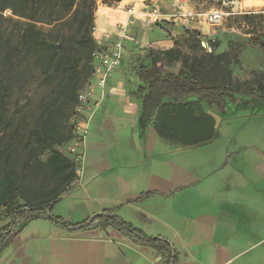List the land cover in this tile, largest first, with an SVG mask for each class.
Returning <instances> with one entry per match:
<instances>
[{
  "label": "crops",
  "instance_id": "0c3cea01",
  "mask_svg": "<svg viewBox=\"0 0 264 264\" xmlns=\"http://www.w3.org/2000/svg\"><path fill=\"white\" fill-rule=\"evenodd\" d=\"M143 1L118 2L134 4L128 11L98 3L104 15L95 18L94 38L102 48L121 41L124 60L104 89L92 87L102 103L89 123L82 175L51 215L74 224L113 210L145 235L169 241L178 252L175 264H264V109L207 102L205 111L215 121L213 136L194 144L169 140L141 117L135 95L141 81L130 72L132 53L172 48L190 37L185 28L198 30L202 43L222 40L216 52L232 50L238 33L234 25L227 28L233 33H220L203 21L185 27L171 19L169 9L161 10L151 33H129L132 13L136 23L147 24ZM232 4L228 14L264 12L236 11L239 5L262 9L264 0ZM257 52L242 47L238 60L246 62L248 53L251 61L264 60ZM180 66L176 61L168 68L177 72ZM58 149L67 156L65 146ZM149 249L105 230L70 232L44 218L13 238L0 264H163V257Z\"/></svg>",
  "mask_w": 264,
  "mask_h": 264
},
{
  "label": "trees",
  "instance_id": "16d2710c",
  "mask_svg": "<svg viewBox=\"0 0 264 264\" xmlns=\"http://www.w3.org/2000/svg\"><path fill=\"white\" fill-rule=\"evenodd\" d=\"M99 1L112 6L122 0H0V207L7 206L12 217L0 230V255L30 221L48 218L74 233L112 228L133 243L154 249L163 264H175L178 252L169 241L145 235L113 210L74 224L51 215L76 178L73 162L58 147L72 138L65 111L72 109L79 89L93 75L92 52L100 48L93 35ZM6 10L26 19L17 39L4 31V22H14L12 16L3 15ZM36 22L53 27L43 31ZM186 32L189 51L181 41L164 50L143 48L132 53L130 72L141 81L135 91L141 100V117L153 121L161 137L194 144L214 134V118L205 111L207 102L227 100L238 108L264 109V77L234 79L232 57L238 60L242 48L238 39L232 50L222 52H216L219 43L209 41L211 51H207L199 31ZM251 38L264 55V31ZM30 57H35L43 78L54 87L41 102L31 129L13 130L7 137L8 97L18 66ZM176 61L181 64L177 72L168 68ZM46 152L44 160L41 156Z\"/></svg>",
  "mask_w": 264,
  "mask_h": 264
},
{
  "label": "rangeland",
  "instance_id": "374dc122",
  "mask_svg": "<svg viewBox=\"0 0 264 264\" xmlns=\"http://www.w3.org/2000/svg\"><path fill=\"white\" fill-rule=\"evenodd\" d=\"M150 0H144L143 3L146 4ZM159 8L160 12L163 9H169L171 10V19H173V14L177 11L179 7H193L197 11L200 12H207L215 9H219L223 13L221 24L214 26L217 28H220V33H233V31L229 32L227 30L228 27H231L234 25V28L236 30V33H238V46L241 47H248L253 46L256 47L258 50V47L253 43L252 36L264 31V12H252V11H264V6L261 8L259 7V4L256 6H250V7H241L240 5L236 8V11H242V12H252L250 14H243V13H229L232 12V8L234 7L232 2L229 0H154ZM238 1V0H236ZM99 4L102 3L101 1L98 2ZM104 4V3H103ZM105 5V4H104ZM134 4H126L124 6H120V4L115 3L112 6H115L116 8H119L120 10H126L128 11L131 9ZM236 7V6H235ZM142 8V7H141ZM260 9V10H259ZM3 15L5 17L12 16L14 18V22H4L3 28L5 29V33H10L12 37L18 38L19 33L21 32L22 26H24V23L26 22V19L17 16L12 15L10 10H6ZM104 15L103 8L101 7L99 10L96 8L95 18H99ZM132 19L134 22H130V28L131 31L129 33H151L152 27L158 26L159 23L156 21L152 24V22H149V19L146 18L147 24L142 25L140 22H135V15L132 13ZM249 15V19H243V17ZM236 18H233V17ZM240 17V19H238ZM243 20L245 22L242 24ZM149 22V23H148ZM204 22V21H203ZM140 25H139V24ZM138 24V25H137ZM170 23L168 22L167 25ZM36 26L43 31H49L52 29L53 24H46L43 22H36ZM225 28L224 30H221ZM186 30V28H185ZM194 29H190V31H193ZM238 30V32H237ZM198 31V30H197ZM250 33L251 35L244 36V34ZM185 40V39H184ZM183 40V49L189 51V43H185ZM212 45L215 43H221L222 40H218L217 38L213 41L210 40ZM224 41V40H223ZM225 42V41H224ZM226 43V42H225ZM207 51H211V47L208 46V44L205 42V46L201 44ZM226 45V44H225ZM220 46V45H219ZM240 48H238L240 50ZM260 53L259 51L257 52ZM78 58L80 57L79 54L77 55ZM245 58L248 59L246 62H240L236 59V57H232L234 65H233V77L236 81H245L248 79H259V77H264V60L261 57H257L253 64L251 61V58H253L252 55L248 53V56L245 54ZM252 63V64H251ZM254 69V70H253ZM260 78V79H261ZM85 83V82H84ZM83 83V84H84ZM15 87L13 91L9 94L8 97V111H7V122L8 127L4 131V135L11 136L13 133V130L17 131L19 130L21 133L25 131H29L32 127V124L34 123V120L36 119L39 110H40V104L41 102L48 97L50 92L52 91L54 87V83H50L46 81L40 71L39 63L35 59V57H30L27 61H25L23 64L19 65L17 68V72L15 74ZM66 115H71L72 109L68 107L65 111ZM69 118H67L66 121H68ZM3 131V129H0ZM71 140L66 142L63 146L66 148L69 146ZM20 144V143H19ZM18 146V143H16ZM49 152L44 153L41 158L46 159ZM11 213L7 206H1L0 207V223H4V226L7 225L11 221ZM44 219V218H39ZM47 219V218H46ZM38 220V219H35ZM49 220V219H48ZM34 221V220H32ZM30 221V222H32ZM29 222V223H30Z\"/></svg>",
  "mask_w": 264,
  "mask_h": 264
},
{
  "label": "built area",
  "instance_id": "2783aa9c",
  "mask_svg": "<svg viewBox=\"0 0 264 264\" xmlns=\"http://www.w3.org/2000/svg\"><path fill=\"white\" fill-rule=\"evenodd\" d=\"M97 9L99 10L100 8L97 7ZM142 13L152 22L158 21L161 15L160 8L154 0L144 4ZM222 17L223 13L219 9L200 12L193 7H179L173 14V21L185 27H189L194 22L202 21L212 26H217L221 24ZM202 44L204 45L205 43ZM92 60L94 65L93 75L79 89L76 101L72 107V113L68 119V124L72 128V138L67 147L66 155L73 162L76 173V178L71 183L72 185L78 182L82 175L84 144L89 123L102 103L101 98L95 96L92 87L96 85L104 89L108 78L122 66L124 60L122 42H114L111 48H96L92 52Z\"/></svg>",
  "mask_w": 264,
  "mask_h": 264
},
{
  "label": "water",
  "instance_id": "95a60500",
  "mask_svg": "<svg viewBox=\"0 0 264 264\" xmlns=\"http://www.w3.org/2000/svg\"><path fill=\"white\" fill-rule=\"evenodd\" d=\"M106 233L109 234V235H113V236H118V235H119L118 232L115 231V230L112 229V228L107 229V230H106ZM149 251H152V250L149 249Z\"/></svg>",
  "mask_w": 264,
  "mask_h": 264
}]
</instances>
